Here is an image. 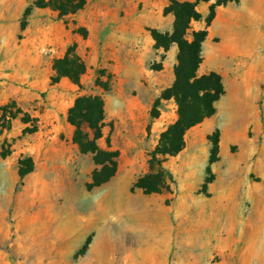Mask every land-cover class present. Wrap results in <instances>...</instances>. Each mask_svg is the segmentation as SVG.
<instances>
[{"label": "rangeland", "instance_id": "obj_1", "mask_svg": "<svg viewBox=\"0 0 264 264\" xmlns=\"http://www.w3.org/2000/svg\"><path fill=\"white\" fill-rule=\"evenodd\" d=\"M37 1L0 0V108L14 102L37 120L34 134L24 133L30 124L19 116L0 136V264H264V0L216 8L198 75H218L224 94L163 164L172 182L161 195L134 186L177 120L173 100L150 117L177 65V47L156 49L149 33L171 32L168 0H86L66 20ZM216 1L197 11L205 18ZM96 20L125 21L117 35L127 43H113L112 28L101 25L93 38L76 32ZM73 44L86 65L80 89L67 79L51 82L53 62ZM109 76L104 92L95 82ZM83 96L102 97L97 145L119 153L114 178L92 190L93 158L80 154L67 122ZM27 158L34 170L20 180L18 162Z\"/></svg>", "mask_w": 264, "mask_h": 264}, {"label": "trees", "instance_id": "obj_2", "mask_svg": "<svg viewBox=\"0 0 264 264\" xmlns=\"http://www.w3.org/2000/svg\"><path fill=\"white\" fill-rule=\"evenodd\" d=\"M214 0H168L169 5L164 14H171L174 23L170 33L162 34L156 30H149L156 49L167 51L171 46L178 50L177 65L174 68V82L164 90L156 100L150 112L151 119L159 117L161 101L173 100L177 107V120L170 125L159 137L155 150L149 155V172L140 178L134 188L145 195H161L170 192L171 176L163 168V164L170 158L178 156L185 148V135L194 127L200 125L205 119L215 113V104L223 96V86L218 75H198L202 64V47L208 36V28L215 19V10L237 0H217L209 9V14L204 18L198 11L197 5L207 4ZM39 9H50L58 14L59 19L66 20L82 12L86 7V0H39L35 3ZM204 23V28L199 31L192 30L193 23ZM66 22V21H65ZM83 39L87 38V31L83 28L76 31ZM54 77L52 84H57L61 79L69 80L73 85L81 88L82 77L86 73V65L77 53V45L73 44L67 49L62 59L53 62ZM103 73H100L102 78ZM111 76L103 83L100 78L96 86L104 92L110 90ZM22 116L23 125L30 124L24 130L25 134H34L37 131L36 119L24 114L14 102L0 108V136L12 129V122ZM104 102L101 96H83L75 100L73 107L67 115V122L75 131L72 142L80 154L91 155L95 170L91 175L88 189L92 190L107 184L114 178L119 163V153L101 150L97 142L102 138L104 127ZM86 128V133L83 128ZM218 138L212 141L210 164L217 161ZM5 156V155H4ZM34 170L30 158L18 162V176L23 180Z\"/></svg>", "mask_w": 264, "mask_h": 264}, {"label": "crops", "instance_id": "obj_3", "mask_svg": "<svg viewBox=\"0 0 264 264\" xmlns=\"http://www.w3.org/2000/svg\"><path fill=\"white\" fill-rule=\"evenodd\" d=\"M120 9H123L125 7H117ZM81 13V12H80ZM126 22L125 21H108V20H103V22H99V20H96L95 25H92L91 27L89 26H85L87 28V36H89L90 38L94 37L95 34V26L96 25H101L104 28H112L111 33H110V40L113 41V43H118V41L121 44H126L127 43V39H123L121 37H119V35H117V33L119 32V30L117 29H121L124 28L126 26ZM89 38V39H90ZM89 39L87 41H89ZM114 73V71H112Z\"/></svg>", "mask_w": 264, "mask_h": 264}, {"label": "bare ground", "instance_id": "obj_4", "mask_svg": "<svg viewBox=\"0 0 264 264\" xmlns=\"http://www.w3.org/2000/svg\"><path fill=\"white\" fill-rule=\"evenodd\" d=\"M121 200H123V199H121ZM121 200L119 201V204H122V201H121ZM130 236H131V235H129V234L127 235V240H129V241H130ZM128 244H129V243H128Z\"/></svg>", "mask_w": 264, "mask_h": 264}]
</instances>
